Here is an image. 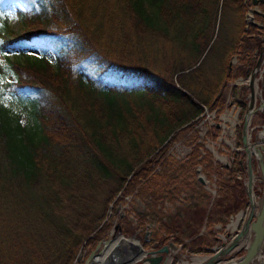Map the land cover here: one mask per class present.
Here are the masks:
<instances>
[{
	"label": "trees",
	"instance_id": "16d2710c",
	"mask_svg": "<svg viewBox=\"0 0 264 264\" xmlns=\"http://www.w3.org/2000/svg\"><path fill=\"white\" fill-rule=\"evenodd\" d=\"M14 1L29 33L10 29L0 12V53L25 54L37 44L44 51L39 60L9 59L14 80L2 86L30 124L0 102V264H74L81 248H95L118 222L122 238L101 264H129L169 237L152 231L154 239L146 238L148 214L141 212L134 214L142 236L133 234L127 217L114 208L108 215L109 205L146 195L162 205L163 195L146 191L151 163L204 106L219 116L223 82L215 75L214 84L209 69L222 66L226 80L248 76L264 29L245 20L251 0ZM254 17L264 22L262 14ZM49 45L54 65L45 56ZM83 62L111 68L114 81L96 84ZM236 144L241 147V126ZM210 156L195 147L180 166L185 175L198 164L215 168L218 210L212 206L197 219L207 215L206 228L225 225L247 202L244 154L233 151L229 165H213ZM197 233L174 242L208 253L215 234L208 231L212 241Z\"/></svg>",
	"mask_w": 264,
	"mask_h": 264
},
{
	"label": "rangeland",
	"instance_id": "374dc122",
	"mask_svg": "<svg viewBox=\"0 0 264 264\" xmlns=\"http://www.w3.org/2000/svg\"><path fill=\"white\" fill-rule=\"evenodd\" d=\"M17 7L18 3L14 0H0V12L2 14L8 15L9 28L21 35H26L29 33V30L20 17L16 14L15 10ZM48 48L49 51L46 52L45 56L54 65L55 59L52 52L55 51V48L52 45H49ZM43 51V48L37 44V46H31L28 51H25V54H20L17 52V50H13L11 48L0 53V64L3 66L4 70V72L0 73V102L5 104V106L9 108V110L14 114L20 115V121L26 125L30 124V119L26 115V112L12 95L8 93L2 94V86L3 84L14 80V75L9 68V59L23 60V58L27 55L31 59L39 60L38 58L43 55ZM237 52H239V50ZM235 55L236 58L233 57ZM237 55L238 53L234 54L229 59V63L232 61V68L236 67L238 64ZM202 59L203 56L185 72L197 68ZM81 67L96 82V84L98 83L99 85H103L105 83H111L114 81L115 73L111 68H102L101 71H98L95 66L89 65V63L85 62L81 64ZM209 72L213 74L215 80L213 82L214 84L220 82L218 77L216 78L215 75H219L222 78L221 82H223V86L221 87L219 94L223 93L222 98L225 108L219 114V116H217L215 110L209 111L207 107L204 106L197 122H194L189 126H187V123L181 127V130H177V132L174 133L175 135L173 134L175 137L173 139H169L168 143L165 144L166 146L161 149V154H158L159 157L157 156L156 158L158 161L156 163H151L150 166H153V171L150 172V179L146 183V191L163 195L162 205H158L156 207L153 204V199L151 197H147V195L145 198L127 196L120 203H111L108 208V215L113 213L111 210L114 208L117 213L127 217V230L132 231L133 234L139 237H141L142 234L137 233V221L135 219L134 212L147 213V238L154 239L151 237L152 231H156L154 232L157 234L156 236L169 237L165 244L173 242L179 247L177 249L178 253H175V251L173 253V259L175 262L186 261L191 263L194 261L193 257L206 256L210 254L193 253L187 251L186 249H183L182 244L174 242L175 239L181 238L183 241L187 240L196 234V232H199L202 227H205L204 233L197 235H203L206 239L213 241L212 234L208 233L209 230H212V232L215 234L214 240L217 241L216 238L218 236H221L226 231H228L227 227L224 230L225 225H222L221 223V228L216 227L219 223H215L210 228L207 224L208 226L206 228L205 220L207 219V215H204L202 220H197L198 217L202 216L205 211V213L208 214L212 206L214 207L213 211L218 210V204L216 201L217 180L215 168L208 170L203 168V164V166L198 164L195 167V170H189L186 175L182 173V169L180 168V166L191 157L192 151L195 147L198 148L200 155L211 153L210 159L213 165H216L217 163L229 165L232 153L235 151V148L238 147L236 144L237 128L242 123L243 117H241V114H238V116L235 117L236 123L232 122L235 110L237 109H234V106H231L233 104L231 103L232 100L230 93H235L236 89H233L235 83L237 85H241V83L239 80H236L237 78L235 79L234 76L226 80V73L222 66L218 69H215L214 71L209 69ZM174 78L175 77H173V79ZM224 84H226V86H224ZM198 169H200L199 173L197 172ZM199 174L203 175L207 181L205 184L198 180ZM242 177L244 179L243 181L245 185V177L243 175ZM181 178L184 180L180 181L179 179ZM257 183L260 182H256L255 190L260 193L261 183L259 188L257 187ZM166 193L173 194V198L171 199L168 197ZM118 205L120 207L117 210ZM240 211H237V213L233 214L234 216L230 215L227 219L223 218V221L227 223L229 219L232 220V218H234ZM233 223H235V221ZM122 227L123 226H121V228ZM121 233H123V228ZM218 233L221 234L217 235ZM113 234L115 235L114 237H112ZM116 236L117 230L115 231L114 227H111L108 236L104 240L112 237L113 241ZM189 240L190 239L187 241ZM83 248H81L79 251L82 253L83 259H85L88 254L95 249L88 246ZM182 254H184L185 258L181 257ZM83 259L79 261V264H83Z\"/></svg>",
	"mask_w": 264,
	"mask_h": 264
},
{
	"label": "water",
	"instance_id": "95a60500",
	"mask_svg": "<svg viewBox=\"0 0 264 264\" xmlns=\"http://www.w3.org/2000/svg\"><path fill=\"white\" fill-rule=\"evenodd\" d=\"M264 0H252V6L245 15L246 22L264 28L263 23L254 20V14L264 13L258 8ZM262 44L254 51V66L250 71L247 82L237 90V96L244 88L247 90L245 99L244 118L241 126L242 150L245 153L247 166V178L245 190L248 196V206L240 211L227 226L228 231L216 238L217 244L210 248V254L194 258L197 264H264V35ZM235 57V56H233ZM232 61L229 63L231 68ZM260 77V78H259ZM240 79V78H239ZM258 80L260 84H258ZM238 109V113H239ZM260 115L261 124L251 127L253 115ZM254 132L253 136L252 133ZM200 169L197 170L199 173ZM198 180L205 184L207 181L203 175H198ZM256 181L261 183L260 194L254 189ZM117 206V210L119 209ZM123 216V215H121ZM237 223L234 228L233 222ZM114 230L117 236L104 242H99L94 250L85 258L83 264H101L104 257L118 244L122 237L120 223H116ZM235 231V233H234ZM147 238V232H146ZM178 245L173 242L162 245L157 249L143 251L129 264H190L186 261L173 259V252L177 251ZM243 252V253H241ZM83 255L78 253L74 264H79ZM192 263V262H191Z\"/></svg>",
	"mask_w": 264,
	"mask_h": 264
},
{
	"label": "crops",
	"instance_id": "0c3cea01",
	"mask_svg": "<svg viewBox=\"0 0 264 264\" xmlns=\"http://www.w3.org/2000/svg\"><path fill=\"white\" fill-rule=\"evenodd\" d=\"M262 4L263 3H261L260 5H259V8H261V6H262ZM258 22H260L259 20H258ZM261 23V22H260ZM242 82V81H241ZM259 83H260V81H259ZM264 96V95H263ZM236 113V112H235ZM259 118H260V115L259 114H257V115H253V117H252V119H251V127H255V126H257V125H259V124H261L260 122H259ZM253 134H254V132L252 133V136H253ZM259 185H260V183H257V187L259 188ZM247 201H248V199H247ZM246 206H247V203H246V205L242 208V209H240V210H243V209H245L246 208ZM239 210V211H240ZM234 216V215H233ZM232 216V217H233ZM229 221L231 222V219H229L228 220V222L225 224V228H224V230L226 229V227H227V225L229 224ZM217 228H221V224L219 223L217 226H216ZM224 230H223V232H224ZM204 231H205V227H202L201 228V230L197 233V234H202V233H204ZM222 232V233H223ZM219 234H221V233H218L217 235H219ZM195 236H193L192 238H194ZM188 239H191V237L190 238H188ZM187 239V240H188ZM187 240H184V241H187ZM176 253H178V251H176ZM181 257H183V258H185L184 257V254H182L181 255ZM193 258H195V257H193ZM196 258H198V256H196ZM182 260V259H181ZM197 262L198 261H193L192 263H190V264H197Z\"/></svg>",
	"mask_w": 264,
	"mask_h": 264
},
{
	"label": "flooded vegetation",
	"instance_id": "af4514ba",
	"mask_svg": "<svg viewBox=\"0 0 264 264\" xmlns=\"http://www.w3.org/2000/svg\"><path fill=\"white\" fill-rule=\"evenodd\" d=\"M252 57H253V55H252ZM253 60V59H252ZM243 95L239 98V97H237L239 100H241V99H245V97L246 96H244V95H246V93H242ZM150 250V249H149Z\"/></svg>",
	"mask_w": 264,
	"mask_h": 264
},
{
	"label": "bare ground",
	"instance_id": "6f19581e",
	"mask_svg": "<svg viewBox=\"0 0 264 264\" xmlns=\"http://www.w3.org/2000/svg\"><path fill=\"white\" fill-rule=\"evenodd\" d=\"M232 122H233V123H236V122H235V113H234V117H233V120H232ZM233 132H234V131H233ZM233 224H235V225H234V228H235V227H236V225H237V223H233ZM193 260H194V259H193Z\"/></svg>",
	"mask_w": 264,
	"mask_h": 264
}]
</instances>
